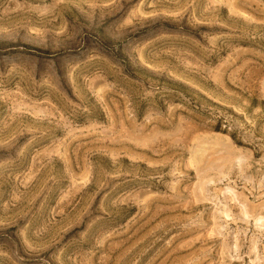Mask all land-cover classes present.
I'll list each match as a JSON object with an SVG mask.
<instances>
[{
    "label": "rangeland",
    "instance_id": "obj_1",
    "mask_svg": "<svg viewBox=\"0 0 264 264\" xmlns=\"http://www.w3.org/2000/svg\"><path fill=\"white\" fill-rule=\"evenodd\" d=\"M0 264H264V0H0Z\"/></svg>",
    "mask_w": 264,
    "mask_h": 264
}]
</instances>
